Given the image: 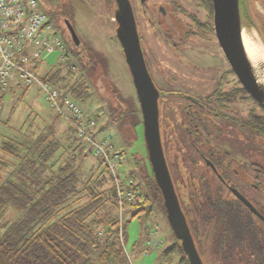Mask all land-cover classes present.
Segmentation results:
<instances>
[{
  "label": "trees",
  "instance_id": "1",
  "mask_svg": "<svg viewBox=\"0 0 264 264\" xmlns=\"http://www.w3.org/2000/svg\"><path fill=\"white\" fill-rule=\"evenodd\" d=\"M68 41L69 50H75L70 37ZM83 44L82 41L77 47L79 51H83ZM72 64L75 65L69 64L66 70L54 67L41 75L80 103V98H87L92 92L85 79L71 80L75 70ZM34 87L41 92L37 86L22 82L0 90V150L5 154L0 158V165L14 166L6 176L0 174V264H106L115 252L123 254L121 263H125L131 255L127 252L124 255L120 241V200L112 173L101 157L85 147L74 127L50 105L55 111L53 118H62L66 122L63 123L64 135L58 134V127L47 120L49 118L45 120L40 116L44 114L28 98ZM105 95L108 96V92ZM25 104L28 112L22 113L24 117L18 125L13 124L19 117V106ZM6 108L9 112L4 115ZM92 115L99 119L98 133L104 134L107 127L100 123V114ZM253 127L264 134V121L260 117H256V123L253 120ZM123 131L137 135L135 124L130 122L124 124ZM120 151L125 157L124 151ZM143 171L147 173L145 169ZM121 172L123 183L133 180L130 188L136 196L133 204L131 200L125 203L124 210L139 206L132 212L133 218L140 215L151 197L137 182L132 170L125 172L124 167ZM151 178L150 182L162 195L154 172ZM190 193L192 202L187 206L192 207L187 210L192 216L191 225L198 232L199 226L206 224L216 226L218 232L225 231L222 241L227 243L225 252L231 260L223 264H264L261 251L264 245L258 241L256 223L249 215L238 207L221 206L220 202L212 203L211 211H207L200 199L199 188L193 186ZM8 206L17 210L20 216L16 220L2 221ZM183 209L188 216L184 206ZM126 224L125 219L124 226L122 223L125 237ZM104 227L107 229L101 235ZM157 233L158 227L154 225L146 237L145 249L148 251L142 250L143 253L154 248L147 243L149 237L163 238L157 237ZM175 238L174 245H178L183 258L190 264L180 239ZM217 240L218 237L214 241ZM252 252L257 260L252 258ZM246 253L250 259L245 258Z\"/></svg>",
  "mask_w": 264,
  "mask_h": 264
},
{
  "label": "flooded vegetation",
  "instance_id": "2",
  "mask_svg": "<svg viewBox=\"0 0 264 264\" xmlns=\"http://www.w3.org/2000/svg\"><path fill=\"white\" fill-rule=\"evenodd\" d=\"M105 1L113 4L114 17L116 0ZM129 1L135 14L146 64L160 91V129L171 173L173 178L181 175L178 153L181 144L183 153L189 157L190 169H193L189 173L183 172L182 176L186 179L181 177L183 181L192 183L186 197L178 193L182 206L186 210L192 207L187 206L192 202L190 192L193 186L198 187L207 211H211L212 203L220 202L221 206L238 207L249 215L256 223L257 240L264 245V218L248 207L233 190H239L264 217V203L251 195L252 192L264 194V183L260 180L264 167L227 157L219 142V136L225 134L226 126L235 120L250 129L253 128L254 116L264 121V107L243 87L222 50L216 34L214 0ZM245 1L241 0L244 26L264 33V14L256 3L252 4L253 0H249L251 8L248 11ZM257 1L264 4V0ZM63 16L67 20V16ZM119 43L125 56L124 46ZM73 44L74 49L79 51L78 45ZM220 53L224 54L227 63L223 74L225 78L212 71L219 67L216 56ZM95 84L102 94L108 92L104 75H98ZM138 99L139 111L142 112L139 96ZM238 104L241 108H238ZM170 113L171 118L168 116ZM254 170L257 173L254 174ZM187 213L205 261L208 264H223L231 260L228 252H225L227 243L222 241L226 236L225 231L218 232L216 226H199L198 232L190 223L192 216L188 210ZM216 237L218 242L214 241ZM261 251L264 258V247ZM248 256L246 253L245 258L250 259ZM251 256L257 260L253 252Z\"/></svg>",
  "mask_w": 264,
  "mask_h": 264
},
{
  "label": "rangeland",
  "instance_id": "3",
  "mask_svg": "<svg viewBox=\"0 0 264 264\" xmlns=\"http://www.w3.org/2000/svg\"><path fill=\"white\" fill-rule=\"evenodd\" d=\"M38 1L40 7L49 15L54 29L64 42L63 51L57 50L50 53L47 55L46 59L41 62L38 68L39 73L43 75L54 67L66 70L69 64L75 63V65H71L72 68H75L71 80L74 79L78 81L80 78L85 79L89 82L92 92L91 96L80 98L79 100L84 107L86 115H92L93 113L100 114V123L107 127L104 134H111L112 142L116 149L124 151L126 163L121 169L124 170L125 167V172L128 169L132 170L137 182L143 189L149 192L151 197V201L145 203V209L139 216L131 217L132 212L138 209L139 206H134L131 209L127 207L124 212L123 226L125 224V219L127 220L126 237L124 233V244L121 238L120 241L125 250L124 255L127 252L128 255H131V259H126V261H124L125 263H121V256L123 254L115 252L116 254L113 253L106 264H188L187 260L183 258V254L178 245H174L173 243L176 238L167 217L164 199L162 195L157 192L154 184L150 182L153 169L144 135L143 116L142 112L139 111V99L133 77L117 38L112 5L105 0ZM256 6L264 14V4L261 1H257ZM64 14L67 16V19L72 22L82 39L84 43V49L82 48L83 51L69 50L70 43L67 38L68 28L65 18H63ZM245 32L252 37L257 45L264 47L263 41L254 28H247ZM63 52L66 54L64 59L60 61L59 56ZM207 58H205V60L209 61ZM216 58H218L217 64L219 67L218 69L216 67V70H212L213 74L217 73L218 75H222V78H225L223 74L227 68V63L225 62L224 54L220 53ZM98 75H104V79L108 85V96L102 94L99 91V87L95 84V79ZM210 77L213 78V76ZM28 98L31 99L32 105L37 107L44 114L40 116L45 120L47 117L49 118L47 120L55 123L56 127L59 129L58 134L63 136L64 124H66V122L62 118L57 120L53 118L55 111L51 109L49 104L44 100L42 93L37 91L36 87H34L28 95ZM7 104L8 103H6V105ZM11 105L12 102L8 105L9 108ZM237 106L241 108L240 104ZM9 108L4 109V115L9 112ZM19 108V117L15 118L13 123L15 125H18L17 123L23 119L24 115L22 113L26 114L28 112V106L26 104L20 105ZM14 116L15 114L13 117ZM168 116L171 118L172 113ZM253 120L256 123V116L253 117ZM237 121L238 120H235L232 124H228L225 134L222 135V137L219 136L222 151L228 154L226 155L227 157H236L239 160L242 159L243 162L264 167V134L254 127L252 129L247 128L244 123ZM126 122L135 124L137 135L124 133L123 126ZM182 147L181 144L180 151L178 152L182 168L179 172L181 175H175L173 179L175 186L179 189L180 195L186 197L185 194L190 184L188 181L182 180V178L186 179L182 174L183 172H192L193 169H190L191 163L189 157L185 152L183 153ZM0 154V158L2 155L5 156L1 150ZM93 158L96 159L95 157ZM13 169L14 166L10 167L2 164L0 165V174L6 176L7 173ZM143 169H145L147 173H145ZM255 172L257 173V171L254 170V174ZM258 172L260 173V171ZM260 174V180L264 183V172L262 171ZM194 178L196 179L195 175ZM251 195L253 198L264 203L263 193L252 192ZM19 216L20 214L17 210L12 206H8L2 214V221L16 220ZM154 225H156L159 230L156 236L163 238L158 239V242L153 245L154 248L151 249L149 253H143L142 250H147L144 247L146 244V237ZM206 226L208 225L206 224ZM104 228L107 229L106 227ZM104 233L105 230L100 231L101 235H104ZM151 239L152 236L147 239V243H149ZM157 246L160 247L156 248Z\"/></svg>",
  "mask_w": 264,
  "mask_h": 264
},
{
  "label": "water",
  "instance_id": "4",
  "mask_svg": "<svg viewBox=\"0 0 264 264\" xmlns=\"http://www.w3.org/2000/svg\"><path fill=\"white\" fill-rule=\"evenodd\" d=\"M254 3L255 0L252 1L253 5ZM214 6L216 34L222 50L243 87L264 107V62L253 63L247 53L244 43L247 28L243 22L241 0H214ZM245 7L250 10L249 0L245 1ZM114 19L117 38L124 46L125 58L140 98L149 159L163 195L169 223L175 236L180 239L189 263L208 264L200 253L168 164L160 129V91L146 64L135 14L129 0H116ZM66 25L67 38L70 37L80 46L82 39L69 19L66 20ZM258 35L264 44V33L260 32ZM233 190L248 207L264 218L239 190Z\"/></svg>",
  "mask_w": 264,
  "mask_h": 264
},
{
  "label": "built area",
  "instance_id": "5",
  "mask_svg": "<svg viewBox=\"0 0 264 264\" xmlns=\"http://www.w3.org/2000/svg\"><path fill=\"white\" fill-rule=\"evenodd\" d=\"M63 48L62 38L38 0H0V90L18 82L37 86L44 100L74 127L85 147L105 161L115 179L120 200V238L124 244L125 203L131 200L133 204L136 196L130 188L133 180L122 181L121 167L126 163L125 157L114 146L111 134L98 133L96 116L86 115L84 107L70 93L46 80L36 69L48 54L63 51ZM65 54H60V61ZM157 242L152 237L149 244Z\"/></svg>",
  "mask_w": 264,
  "mask_h": 264
},
{
  "label": "bare ground",
  "instance_id": "6",
  "mask_svg": "<svg viewBox=\"0 0 264 264\" xmlns=\"http://www.w3.org/2000/svg\"><path fill=\"white\" fill-rule=\"evenodd\" d=\"M244 43L247 53L253 63L256 64L259 61L264 62V47L257 45L252 37L246 32L244 33Z\"/></svg>",
  "mask_w": 264,
  "mask_h": 264
},
{
  "label": "crops",
  "instance_id": "7",
  "mask_svg": "<svg viewBox=\"0 0 264 264\" xmlns=\"http://www.w3.org/2000/svg\"><path fill=\"white\" fill-rule=\"evenodd\" d=\"M145 247V246H144ZM158 247H160V246H157L156 248H158Z\"/></svg>",
  "mask_w": 264,
  "mask_h": 264
}]
</instances>
